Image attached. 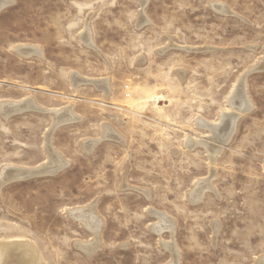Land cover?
Segmentation results:
<instances>
[{
  "label": "rangeland",
  "instance_id": "1",
  "mask_svg": "<svg viewBox=\"0 0 264 264\" xmlns=\"http://www.w3.org/2000/svg\"><path fill=\"white\" fill-rule=\"evenodd\" d=\"M11 1L0 11V103L39 109L0 112V177L35 176L0 189V241L28 240L43 264H264V0ZM75 73L108 79V96L92 84L74 92ZM230 95L254 108L240 115ZM68 107L78 120L56 126L51 112ZM224 115L237 121L226 145L195 124ZM47 150L69 166L38 172ZM203 181L213 191L193 204ZM85 207L103 222L88 253L96 238L71 215ZM157 215L173 234L152 230Z\"/></svg>",
  "mask_w": 264,
  "mask_h": 264
},
{
  "label": "bare ground",
  "instance_id": "2",
  "mask_svg": "<svg viewBox=\"0 0 264 264\" xmlns=\"http://www.w3.org/2000/svg\"><path fill=\"white\" fill-rule=\"evenodd\" d=\"M143 1H144V4H146L147 0H143ZM11 4H12L11 0H0V11H2L3 9H5L6 7H8ZM214 8L216 10H218L219 12H223V13L226 12V6H224V5L221 6L219 4L218 5L214 4ZM81 40L84 43H86L87 45L93 46L92 38H91V34H90L89 29H86L83 32V34L81 36ZM15 51H16V54L18 53L19 55H21V57L23 56V58L24 57L27 58V57H30V56H33V55L41 56L40 49L34 48V47L21 46V47H18ZM263 60H261V61H263ZM263 66L264 65H262V67ZM71 82H72V87H73L74 92H76V90L82 84H92L98 90H100L102 93H104L105 96H108L109 91H110L108 79L89 80V79L84 78V77L80 76L79 74L75 73V74L72 75ZM242 91H243V89L241 90V92ZM239 92H240V90H239ZM248 101L246 100V98H244L242 96H240V97L239 96H233V97L231 96V98H229V101H228V106L231 109L236 110L237 112H239L240 115H242V114H244L246 112H250V110L252 111V107L253 106L250 105L251 101H249V102ZM23 102H25V101H23ZM22 107L32 108V109H39L37 106H35V102L33 100H30L27 104H25V103L21 104V103L3 102V103H0V112H3V114L6 115L8 112H15V111L19 110ZM226 112H229V110H227ZM51 113L55 117L56 126H58L60 124L63 125L65 123L68 124L70 122L78 120V116L73 112V108H71V107L70 108L68 107L67 109H64V110L61 109L59 111L58 110L52 111ZM235 115H236V112H235ZM10 116H12V115H10ZM222 118H224L223 119V123L220 122L221 124L218 125V126L216 124L212 125L209 122L204 121L202 119H198L195 124H196V126L199 129L208 130V132L212 131L213 134H214L213 135L214 139H216L219 143L226 145V143H229L231 138H232V136L234 135L233 132L235 130V124H237L235 122H237V121L234 120V119H230V117L225 116V115ZM53 128H55V127H53ZM108 131L110 132V134H112V136L116 137V134H115L116 131L114 132V130H112L111 128H109ZM109 136H111V135H109ZM115 137H114V139H115ZM117 137H118V134H117ZM196 141H195V139L188 138L186 140V148L187 149H191L192 145H193L192 142H196ZM97 143H99V142L98 141H94L92 143V145L90 146V148L93 149L96 146ZM204 146H205V148H206V150L208 152L209 157H211V159L214 161L215 157L219 154V152L218 151L216 152V149H215V147L212 144L211 145L210 144L209 145L206 144ZM55 152L53 150L48 151V155L50 153V157H48V158H51L52 163L50 164V166L48 165L49 167L46 166V168L40 169V167H39L40 170H38V172H40V171H44V172H47V173L48 172L49 173L56 172V171H51V170L52 169H56V168L59 170V169H62V168H64L66 166L67 163L64 162L62 160V158H59L58 155H57V152L56 153ZM57 158L59 160H57ZM212 160H210V161H212ZM67 165L69 166V164H67ZM4 170H6V169H3V171ZM9 170L10 171H7V170L4 171L3 174L1 173L2 175L0 177V189L6 183H8L10 181H14V180H18L19 181L20 179H25V178H27L30 175L34 176L33 171H30L31 169L30 170H26V169L24 170V168H22V169L21 168H15V169H12V170L9 169ZM62 171H64V170L62 169ZM38 172H37V174H38ZM33 176H31V177L33 178ZM31 177H29V179H32ZM208 180H213V179L209 178ZM211 185H210L209 181H203V182H200L199 184H196L194 189L192 191H190V193L188 194L189 201L192 202L193 204H195V203L197 204L198 202H200L202 200V198L204 196V192L206 190L213 191L212 190L213 188H212ZM71 212H72V210H71ZM70 213H69V215H70ZM71 215H72V218L74 217L75 219H79V221L81 220L82 221L81 223H83L92 232V234H94V236L96 238L95 243L92 244V245H89V246H85V248H83V250L86 251L87 253L91 252V251H94L98 247L99 233H100L101 226L103 224L102 220L100 219L98 214H96L95 212H93V210H91L89 208H86V210L73 211V213H71ZM157 217H158V219L160 221L159 222L160 226L157 227L156 226L157 224H156L155 226L152 227V230L155 231L156 233H158L159 235H161V232L166 231V230H169L173 234L174 233V226H175L173 220L168 219V217H165V216H162V215H157ZM18 240H16V241H0V264H43V260L41 259L40 255H39L36 247H34L33 243H28V240H27V242H25V240L23 241V239H21L22 241H20V239H18ZM161 243H163V242H161ZM163 245H165V244L163 243ZM165 246H168V245L166 244ZM171 251H172L173 255L175 256V258L178 259L179 258L178 257L179 253H178L177 249L173 248V249H171ZM261 261H264V259H261ZM173 264H177L176 260L174 261Z\"/></svg>",
  "mask_w": 264,
  "mask_h": 264
},
{
  "label": "water",
  "instance_id": "3",
  "mask_svg": "<svg viewBox=\"0 0 264 264\" xmlns=\"http://www.w3.org/2000/svg\"><path fill=\"white\" fill-rule=\"evenodd\" d=\"M36 176H38V175H36ZM35 177V176H34Z\"/></svg>",
  "mask_w": 264,
  "mask_h": 264
}]
</instances>
